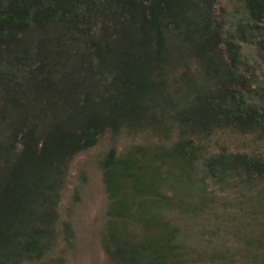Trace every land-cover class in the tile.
I'll return each instance as SVG.
<instances>
[{"label": "trees", "instance_id": "obj_1", "mask_svg": "<svg viewBox=\"0 0 264 264\" xmlns=\"http://www.w3.org/2000/svg\"><path fill=\"white\" fill-rule=\"evenodd\" d=\"M217 129L264 142V0H0V264L78 255L70 164L121 131L160 140L101 162V264H264V144Z\"/></svg>", "mask_w": 264, "mask_h": 264}, {"label": "rangeland", "instance_id": "obj_2", "mask_svg": "<svg viewBox=\"0 0 264 264\" xmlns=\"http://www.w3.org/2000/svg\"><path fill=\"white\" fill-rule=\"evenodd\" d=\"M150 134L138 132L130 134L125 131L113 135L111 132L101 136L98 142L80 152L74 157L70 164L67 186L61 199V215L65 220L70 221L80 238V248H76L78 255L71 253L66 255L64 264H101L102 251L96 240V230L102 224L105 217V210L108 203L101 162L110 150L115 152L125 151L134 143H145L147 141L160 140L159 137L149 138ZM252 134H237L226 130H214L210 139L203 141V153L211 154H231L238 151H248L253 153L260 148L262 142L253 140ZM264 142L262 143V145ZM252 148V149H251ZM218 193H222L221 188H217ZM233 193L232 190L228 191ZM228 194V193H227ZM235 197L232 203L236 204ZM234 206V205H233ZM231 210L238 212V208Z\"/></svg>", "mask_w": 264, "mask_h": 264}]
</instances>
